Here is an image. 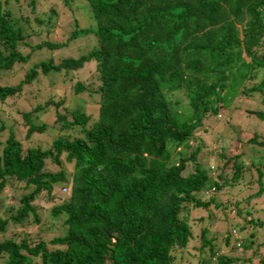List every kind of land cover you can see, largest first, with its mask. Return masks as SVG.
I'll list each match as a JSON object with an SVG mask.
<instances>
[{"label": "trees", "instance_id": "trees-1", "mask_svg": "<svg viewBox=\"0 0 264 264\" xmlns=\"http://www.w3.org/2000/svg\"><path fill=\"white\" fill-rule=\"evenodd\" d=\"M13 1L12 10L8 0L0 4V76L20 68L35 51L47 58L25 69L16 84L0 83V111L31 83L45 79L49 85L50 73H62L66 85H58L35 112L62 105L67 90L87 91L97 100L89 114L84 107L56 112L50 126L59 123L65 136L53 138L45 150L23 147L8 130L0 150V233L9 225L57 227L58 219L64 233L4 239L2 264H175L173 253L193 244L191 214L210 206L225 209L214 193L241 182L252 185L245 182L250 167L257 174L255 196L264 193V161L258 163L264 160V136L244 125L241 133L250 136L238 141L237 152L221 147L218 165L208 166L209 151L196 134L204 121L233 109L239 95L261 99L264 0H80L90 24L78 28L75 22L67 40L36 44L27 39L50 35L57 10L44 11L40 0ZM78 37H91L92 47L54 64L52 52ZM90 64L98 83L92 89L77 75ZM260 74L256 85L246 86ZM254 115L264 120L261 112ZM21 117L24 139L46 127L34 124V114ZM232 207L239 217L240 211L249 213L238 202ZM232 230L241 236L233 237ZM232 230L216 245L207 238L217 232L215 224L200 229L199 264H232L225 247L251 248L244 227ZM257 245L264 248V241ZM257 258L256 264H264V254Z\"/></svg>", "mask_w": 264, "mask_h": 264}, {"label": "rangeland", "instance_id": "rangeland-1", "mask_svg": "<svg viewBox=\"0 0 264 264\" xmlns=\"http://www.w3.org/2000/svg\"><path fill=\"white\" fill-rule=\"evenodd\" d=\"M4 1L5 0H0L1 7H3ZM25 1H23L22 6L26 10L27 8L24 5L26 3ZM40 1L41 2L39 4L42 6L44 11L47 9H52L54 11L55 9L57 10L55 11L57 13L55 17L56 25L53 28V32L48 36L41 34L39 36L34 35L28 38L27 41L30 44H36L44 39H50L52 41L57 39L58 41H64L67 40V37L73 31V28H75V22H78V28H84L90 24L88 10L83 8V3L80 0H67L70 2V8H66L61 0ZM6 5L11 10L16 7L13 0H8ZM92 45L91 37L84 39L83 37H78V39H70L68 40L65 48L63 47L52 52L53 63L56 64L59 62V60L64 58H75L81 54L82 51L89 50ZM20 50L22 51V54L27 52V50L23 47L20 48ZM45 58H47V56L44 54L37 55V51H35L34 53L30 54L29 59L25 64H22L20 68H16L13 72L7 73L8 76L1 75L0 83L10 85L16 84L17 81L22 78V74L25 69H27L31 64L37 63ZM78 71L83 72L77 73ZM78 71H74L73 74L77 73L78 76L81 75L80 79L82 80L83 85L91 89L95 88L94 86L98 83L96 82L94 66L90 64L88 66H84ZM260 77L261 74L256 77V80H253V83H248L246 86L250 87L251 84L256 85ZM46 79L49 81V85H47L45 79L40 80L39 83L33 82L31 83V86L25 87L24 91L22 92L23 96L19 97L14 103H11V100L6 101L9 103L6 107L2 108V111H0V121L2 124V130L0 133V150L2 146L1 143H3L6 139L8 130H10V133L16 136V138H19L23 147H39L40 149L45 150L49 147L53 138L64 134V132L59 131V123H54L52 126H50V124H52L56 118V112L63 114L64 107H84L82 109L86 114L93 112V109L89 108V105L93 104L92 101L97 100L95 99L97 96L90 94L88 95L87 91L79 94H71L68 93V90L64 92L62 97V105L58 106L56 109L48 106L46 109H44V111L40 110L35 112L34 109L37 108L38 105H43L48 99H50L52 91H54L58 85H66V83L63 82L66 80L63 79L62 73H59L58 75L50 73ZM179 97L183 98L181 95H179ZM260 97L261 99L254 93L249 97L239 95L238 98L233 102V109H231L229 112L224 111V116L222 113H220V115L215 119L212 118L208 121H204L202 126L198 128L196 134L199 135L203 140L204 151H209V155L206 159H204L208 166H210L211 162H213L212 165H214L215 162L218 165V160L215 153L221 147H224L225 150L227 149V152L232 154L237 152L236 150L233 151V149L240 148L238 141L241 139L244 140L250 136L249 133H241V130L245 129L244 125H246L247 129H252V131H255L256 134L264 136V120L260 121L256 115H254L255 112H261L264 114V91H262ZM81 102H83L84 105H82ZM26 112L37 116V121H35L34 124H46V127L40 133L35 132L28 139H24V134L27 127L21 117V114ZM66 116L68 119H70L68 114ZM228 119L229 121L227 122ZM72 135L73 137H76L78 136V132L76 131ZM63 136H65V134ZM26 140H29V143ZM255 158L256 157L252 156L253 162L257 161ZM263 161L264 160H261L258 163L262 164ZM65 166L67 167L66 170L68 172L70 167L68 165ZM262 173H264V170H262ZM256 177L257 174L255 173V170L250 167L249 171L245 174V182L251 181L252 185L249 183L246 185L241 182L235 187H222L223 189L220 190V192L214 193L216 195V201L224 206L225 209L218 210L210 206V208L204 211H196L191 214L190 218L192 219V222L195 223L192 228L193 235L195 236L193 244L188 245L186 249L178 253H173L175 256V264H199L196 254V249L199 247L198 234L201 228H211L214 224L216 226L217 232L214 234H209L207 238H211L213 243H216V245L222 244V240L224 239L226 231L230 232L233 228L239 230V227H244L246 231L242 233L245 236H249V239L252 240L251 248L245 251L242 250L241 247L239 248L236 246H234V248H239L240 250L235 251L229 250L227 247L224 248L225 251H227L226 255L234 259L232 264H250L248 259L250 258L251 254H254L253 257H251L253 264L258 262L257 256L264 254V248H261L257 245L258 241L260 243L264 241V193L258 197L255 196L258 189ZM60 194H63L62 190H60ZM245 199H248V201ZM235 202H238L239 208L242 206V208L249 210V213L246 214L243 211H240L239 213L241 216H237L236 210L232 207V204ZM35 203L38 206L42 205V199L39 197ZM51 206L52 205H47L45 210L47 213ZM250 218L254 220L255 223L263 222V225H250L248 224L249 221H244L245 219ZM54 221L56 220L54 219ZM60 223L61 219H58L57 227H49V225L42 224L38 226L33 225L23 229H19L18 225H9L8 229H6L4 233H0V241L10 237L17 239L23 238L25 236L33 239L35 238V235H43L44 233H48L52 237L55 235L60 236L64 233V227H62ZM237 236L240 237L241 233L238 232ZM0 264H2L1 260Z\"/></svg>", "mask_w": 264, "mask_h": 264}, {"label": "clouds", "instance_id": "clouds-1", "mask_svg": "<svg viewBox=\"0 0 264 264\" xmlns=\"http://www.w3.org/2000/svg\"><path fill=\"white\" fill-rule=\"evenodd\" d=\"M231 234L233 235V237H235V236L237 237V233L235 231L232 230ZM234 246L238 247V242L237 241L234 242Z\"/></svg>", "mask_w": 264, "mask_h": 264}]
</instances>
